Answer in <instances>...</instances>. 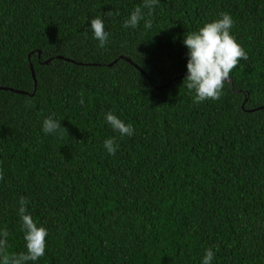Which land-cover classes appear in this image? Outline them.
<instances>
[{
  "label": "trees",
  "instance_id": "trees-1",
  "mask_svg": "<svg viewBox=\"0 0 264 264\" xmlns=\"http://www.w3.org/2000/svg\"><path fill=\"white\" fill-rule=\"evenodd\" d=\"M138 6L0 0V87L25 92L0 89L5 252L25 250L24 197L48 230L29 264H201L209 248L212 264H264V0H159L151 28L122 27ZM221 13L248 58L218 100L196 103L183 36ZM108 111L134 134L113 132ZM49 115L66 131L43 133Z\"/></svg>",
  "mask_w": 264,
  "mask_h": 264
},
{
  "label": "clouds",
  "instance_id": "clouds-1",
  "mask_svg": "<svg viewBox=\"0 0 264 264\" xmlns=\"http://www.w3.org/2000/svg\"><path fill=\"white\" fill-rule=\"evenodd\" d=\"M158 3L159 0H143V8L148 10L147 13L140 6L136 7L123 22L122 27L135 29L143 22L145 29L151 28L152 20L149 17ZM233 24L230 14L221 13L218 18L183 36L182 43L187 48V74L183 84L190 93H194L193 99L196 103L218 100L223 95L224 85L230 79L231 71L237 66L239 60L248 58L243 46L231 33ZM90 30L93 39L98 40L99 46L103 47L108 41L109 33L105 30L102 18H92ZM84 102L81 96L80 103ZM104 119L113 132L119 133L121 138L134 134L132 124L126 123L112 111H108ZM60 121L61 119L52 115L44 118L42 132L55 135L61 130L66 131ZM103 147L108 154L114 155L119 145L116 144L115 137H109L103 141ZM18 203L25 250L9 256L5 252L8 233L0 229V264H29L45 255L47 228L35 221L28 213V201L24 197H21ZM214 255L212 249H206L201 264H212Z\"/></svg>",
  "mask_w": 264,
  "mask_h": 264
},
{
  "label": "water",
  "instance_id": "water-1",
  "mask_svg": "<svg viewBox=\"0 0 264 264\" xmlns=\"http://www.w3.org/2000/svg\"><path fill=\"white\" fill-rule=\"evenodd\" d=\"M59 58H63V56H59ZM122 58H124V59H126L127 61H129V62H132V60L131 59H129V58H127V57H125V56H123ZM68 60H71V59H69V58H67ZM50 60H48L47 62H49ZM133 63V62H132ZM113 63H111V65H112ZM139 68V67H138ZM32 71H33V76H34V78H35V73H34V68H33V66H32ZM186 74H184V75H181V77H183V76H185ZM228 82H230L231 83V85H232V87L234 86V84H233V81H232V79L230 78L229 80H228ZM169 84H166V86H168ZM0 89H9V90H12V91H16V92H24V91H18V90H16V89H12V88H3V87H0ZM237 91H239V90H237ZM25 93V92H24ZM263 107V106H262ZM262 107H259V108H262ZM255 109H257V108H253V109H251V111L252 110H255Z\"/></svg>",
  "mask_w": 264,
  "mask_h": 264
}]
</instances>
